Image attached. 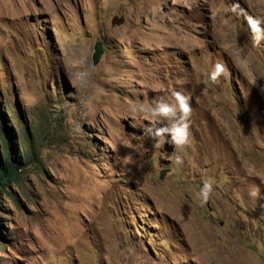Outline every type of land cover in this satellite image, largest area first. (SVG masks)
Listing matches in <instances>:
<instances>
[{
  "label": "rangeland",
  "instance_id": "obj_1",
  "mask_svg": "<svg viewBox=\"0 0 264 264\" xmlns=\"http://www.w3.org/2000/svg\"><path fill=\"white\" fill-rule=\"evenodd\" d=\"M257 10L264 0H0V161L5 141L21 162L0 191V264H264V41L251 46L245 19ZM216 63L226 73L205 82ZM170 90L190 97L180 148L154 146L133 111Z\"/></svg>",
  "mask_w": 264,
  "mask_h": 264
},
{
  "label": "clouds",
  "instance_id": "obj_2",
  "mask_svg": "<svg viewBox=\"0 0 264 264\" xmlns=\"http://www.w3.org/2000/svg\"><path fill=\"white\" fill-rule=\"evenodd\" d=\"M239 7L233 4L224 9L225 12H235ZM243 11V10H241ZM245 19L251 31L250 43L254 48L261 46L264 41V11L257 10L251 14L245 13ZM226 73V68L222 63L214 64L207 73L206 81L216 82L218 78ZM264 78V77H257ZM257 78H255L256 83ZM260 91L264 92V84L259 85ZM144 114L142 123L144 133L153 140L154 146L159 147L165 143L183 147L189 143L190 137V97L178 90H170L168 97L159 96L154 103L133 108ZM179 159V157H177ZM213 190L211 183L205 181L201 184L199 195L203 201H207Z\"/></svg>",
  "mask_w": 264,
  "mask_h": 264
},
{
  "label": "trees",
  "instance_id": "obj_3",
  "mask_svg": "<svg viewBox=\"0 0 264 264\" xmlns=\"http://www.w3.org/2000/svg\"><path fill=\"white\" fill-rule=\"evenodd\" d=\"M28 155V151L26 150L25 153H23V156L28 157ZM3 156L4 163H1L0 161V191L8 192L7 187L9 183L15 179L18 170L21 168V162L17 158L13 159L5 141L3 146Z\"/></svg>",
  "mask_w": 264,
  "mask_h": 264
},
{
  "label": "water",
  "instance_id": "obj_4",
  "mask_svg": "<svg viewBox=\"0 0 264 264\" xmlns=\"http://www.w3.org/2000/svg\"><path fill=\"white\" fill-rule=\"evenodd\" d=\"M101 53H102V50L99 47V44L96 43V45L94 46V51L92 53V62H93V64H96L98 62V59H99Z\"/></svg>",
  "mask_w": 264,
  "mask_h": 264
}]
</instances>
